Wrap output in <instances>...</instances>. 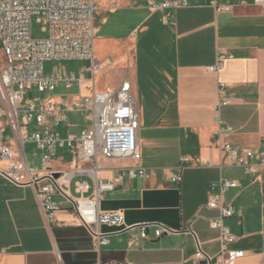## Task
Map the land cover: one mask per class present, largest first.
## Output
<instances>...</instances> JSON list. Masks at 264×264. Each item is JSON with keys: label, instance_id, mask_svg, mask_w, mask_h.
<instances>
[{"label": "crops", "instance_id": "obj_1", "mask_svg": "<svg viewBox=\"0 0 264 264\" xmlns=\"http://www.w3.org/2000/svg\"><path fill=\"white\" fill-rule=\"evenodd\" d=\"M187 1L188 7L177 9L165 20V11H152L148 0H96L95 61H75L81 69L72 73L80 83L75 84L72 95L48 98L53 104H71L92 92H105L98 87V75L103 73L120 76L116 89L125 79L132 83L141 161L99 159L97 164L85 163L63 149V156L50 163L49 171H86L62 184L64 192L75 200L81 196L76 184L82 180L90 185L85 196L95 195L89 173L96 167L99 179L113 180L116 185L101 198L100 211L123 212L125 227L133 229L99 226L108 244L97 250L90 230L62 193L55 195L59 209L56 222L51 223L40 204L39 186L16 185L0 174V264H198L192 260L198 244L215 263L222 245L219 230L210 222L219 211L207 204L210 186L221 180L240 185L225 194V203L236 211L224 220L235 236L228 248L244 253L236 264H264V170L255 161H249L247 167L231 165L228 153L219 149L216 121L219 116L224 127L233 128L228 138L237 146L264 152V9L254 0ZM221 5L233 8L219 11ZM140 48L146 55L157 51L159 64L149 57L148 69L158 72L163 80L144 84V105L139 103L138 84L130 78L134 73L138 79ZM222 53L227 57L220 64ZM93 65L96 71L91 70ZM221 98L230 103L216 113ZM78 114L86 119L81 113H70L64 123L49 122L63 136L79 135L86 127L71 122ZM142 125L151 132L150 147L162 163L158 166L143 164ZM28 129L40 132L42 127L33 124ZM26 145L24 158L30 166ZM34 157L41 158L42 167H30L46 176L48 170L36 146ZM182 157L190 162L183 164L182 180L174 184L170 171ZM5 166L0 162V168ZM126 167L147 169L151 178L118 179ZM151 223L177 232L155 239L150 229L149 239H141L140 225Z\"/></svg>", "mask_w": 264, "mask_h": 264}, {"label": "built area", "instance_id": "obj_2", "mask_svg": "<svg viewBox=\"0 0 264 264\" xmlns=\"http://www.w3.org/2000/svg\"><path fill=\"white\" fill-rule=\"evenodd\" d=\"M254 2L264 9V0ZM147 5L152 11H165L164 19L168 20L174 11L188 7L189 3L187 0H148ZM232 8V5H221L218 10L231 11ZM96 10V0H0V51L5 59V65L0 66V162L6 164L0 168V174L16 185L39 186L40 204L51 223L56 222L55 212L59 209L55 195L62 193L72 203L80 222L90 230L94 247L100 250L108 241L106 235L99 231V226L109 225L122 231L133 229L125 227L123 212H102L99 209L101 198L115 189V182L99 179L95 167L89 173L96 187L95 195L85 196L90 185L82 180L76 184L81 196L73 200L64 192L62 184H68L72 176L86 174V171L74 169L61 174L49 171V165L60 149L70 151L77 161L85 163L97 164L99 159L140 162L139 117L132 83L125 79L115 90L92 92L71 104H53L49 99L35 102L31 99L33 91L51 94L61 83L67 91H71L76 83H80V78L72 72L47 75L46 63H94ZM34 18L43 26L45 37L33 36ZM226 57L224 53L220 55V64ZM220 64L212 70H217ZM91 70L96 71L97 66L93 65ZM229 103V99L221 98L214 108L215 112L218 113ZM70 113L85 115L90 128H85L79 135L63 136L49 122L64 123ZM216 121L219 149L228 153L231 165L247 167L249 161H255L257 167L264 170V152L237 146L228 138L234 132L233 128L224 127L219 116ZM33 124L42 127V130L30 132L28 128ZM25 144H34L41 151L42 163L48 170L46 176L26 162ZM189 162L188 157H182L180 164L170 171L172 183L181 182L183 164ZM250 167L252 170L253 167ZM60 174L62 176L57 178ZM125 178L149 180L151 172L141 167H126L120 171L118 179ZM61 179L63 183H60ZM239 186L233 180H221L210 186L207 206L219 211V216L212 219L210 225L219 230L222 249L219 260L213 263V259L198 244L192 257L194 263L236 264V260L244 256V253L228 248L235 241V236L224 223L226 218L236 213L233 206L225 203V194ZM150 229L155 239L177 232L161 224H144L140 225V238L149 239Z\"/></svg>", "mask_w": 264, "mask_h": 264}, {"label": "rangeland", "instance_id": "obj_3", "mask_svg": "<svg viewBox=\"0 0 264 264\" xmlns=\"http://www.w3.org/2000/svg\"><path fill=\"white\" fill-rule=\"evenodd\" d=\"M43 26L36 21V18H34L33 21V36L35 38H42L45 37V33L42 31ZM143 48H140L139 50V60H138V79H136V75L134 73L130 74V78L133 81V83L138 84V92H139V103L140 105H144L147 100L145 97V83H147L149 80H152V82L159 84L163 80L161 77H159L158 72H154L150 69H148V58L152 59L153 63L159 64V56L157 55V51L148 53H144ZM5 65V59L3 57L2 52L0 51V66ZM81 69V64L76 62H48L46 63V74L51 75L55 74L58 75L59 73L67 74L69 72H78ZM89 76V75H87ZM120 80V76L115 73H103L98 75V87L99 89H102L103 91H112L115 90L118 82ZM74 93L73 90L67 91L64 87V84H60L58 88L51 94H40L37 91H33L31 94L32 101L38 102L39 100H46L53 96H62L63 99H66L70 95ZM1 105V100H0ZM77 118V119H76ZM72 117L71 122L74 120L75 122H78L80 124H83L86 128H90L87 119L84 120V117H82L80 114L77 115V117ZM76 119V120H75ZM150 131L148 128L144 127V125L141 126V139H142V149L144 153V159L143 164L145 166H158L159 164H162L160 160H158L157 153L154 152V150L150 147L149 143V137H150ZM34 151H35V145L27 144L25 146V153L27 160L31 167L33 168H39L42 167L41 165V158L40 157H34ZM63 150H58L57 156L55 159L63 156ZM68 161V159H66Z\"/></svg>", "mask_w": 264, "mask_h": 264}]
</instances>
